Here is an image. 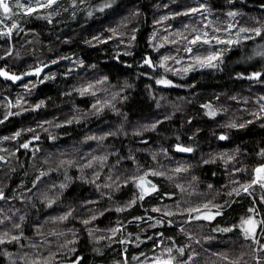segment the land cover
<instances>
[{
  "label": "trees",
  "instance_id": "16d2710c",
  "mask_svg": "<svg viewBox=\"0 0 264 264\" xmlns=\"http://www.w3.org/2000/svg\"><path fill=\"white\" fill-rule=\"evenodd\" d=\"M16 1L0 13V31L18 25L0 37V70L22 77L0 76V234L20 239L0 245V264H153L169 248L177 264H264L241 231L242 219L264 220V188L240 187L264 164V59L246 58L264 34L188 43L264 25V0H108L103 11L106 0H57L32 15ZM211 52L217 67L196 61ZM152 172L163 175L145 176L156 191L140 200L134 178Z\"/></svg>",
  "mask_w": 264,
  "mask_h": 264
},
{
  "label": "snow or ice",
  "instance_id": "6c2138e0",
  "mask_svg": "<svg viewBox=\"0 0 264 264\" xmlns=\"http://www.w3.org/2000/svg\"><path fill=\"white\" fill-rule=\"evenodd\" d=\"M57 4V0H34V3L31 4L28 7H24L23 4H19L18 0H17V7L23 8L24 9V13L26 15H32L33 13H35L36 11L43 9V8H51L53 5ZM106 7H111V3L108 2V0H106V2L101 6V8L99 9L100 11H103L104 8ZM203 10V6H201V8H191L188 9L186 12L183 13H177V15H191V14H195L197 12H201ZM0 11H2L4 18H8L9 14L12 12V7L10 5V3L8 2V0H0ZM89 15H91V13H89ZM228 15L230 17H235L237 15L236 12H229ZM50 22V21H49ZM205 27H207V25H205ZM229 30H231L232 26L229 25ZM18 25L16 23H12L11 26L9 28H7L6 31H0V37H11L12 32L14 29H17ZM22 30V29H21ZM114 31V30H113ZM193 31L195 32L196 29H193ZM214 31H219V29H214ZM242 33H247L248 35L241 37ZM254 34V35H253ZM262 34H264V25H261L259 27H253V28H248V27H240L238 29V31L236 32V38L235 39H220L217 36H209L208 32H204L203 35H196L194 36L191 40L188 41V43L190 45H196L197 43H202L205 45H211L213 41H215L218 44H225V45H231V44H238L241 40V38L243 39H255V37H259ZM177 35H180L179 33ZM96 39H99V37H97ZM132 39H135V36L132 37ZM186 51L191 52L192 49L191 48H186ZM11 54V53H9ZM261 55H264V53H258ZM169 59L168 57H164V60ZM196 61L201 65V66H206V67H217V64L215 63V61L220 59V53L219 52H211L206 56L200 57L197 56L195 57ZM144 64L148 65L149 67L153 66V61L151 59H145L144 60ZM160 67H164V64H161ZM42 69H36L35 73L29 72L26 73V75H31V74H36L39 75V72ZM189 69L185 68L184 71H188ZM0 76L4 77L5 79H9L12 81H16L21 79L22 77L17 76L15 74H9L8 72L4 71V70H0ZM261 77V73H253L251 76L248 77V79H256L259 80ZM157 83L159 84H164V85H171V81L167 80V79H162V80H158ZM89 88L92 87L91 85L88 86ZM88 89L84 88L81 90L82 93L87 92ZM262 100H264V97H261ZM21 104L20 100L16 101L15 105H12L10 103V106L12 107H19ZM40 105H36V108H39ZM205 107H210L208 105H205ZM261 111H264V105L261 106ZM13 113H8V115H12ZM15 114H19V113H15ZM210 116H214L215 112L214 111H209L208 113ZM7 118V117H5ZM3 121H0V123H2ZM249 123H251V121H249ZM245 125L244 124H240V125H236L235 123H230L227 125V127L230 128H236V127H240L243 128ZM153 128H155V125H152ZM17 136L20 135V133H16ZM38 139V137H37ZM101 139H103V137H101ZM220 140H225L227 139V135H220L219 136ZM23 148H28L29 145L28 143H24L22 145ZM177 151H181V152H191L192 148L191 147H178ZM261 156H264V152L260 153ZM0 159H2V157H0ZM177 172L182 171L181 168H177L176 169ZM163 175V173H159V172H152V173H145V175L139 176V177H135L134 181H135V186L140 190V194H139V199L143 200L144 197L146 195H149L152 192L156 191V186L154 184L151 183V181H147L145 179V176L147 175ZM148 185V186H146ZM254 185H259L261 188H264V164H261L260 166L256 167L255 169H253V178L251 180L250 183L247 184H242L240 185L241 188H243V190L245 192H248V190L250 188H252ZM237 194H239V189L236 190ZM229 195H231V193H229ZM0 199H4V195L3 192L0 191ZM132 203H135L134 201ZM204 208H208V205L205 204L203 205ZM119 211V209H118ZM152 211L154 212H159L160 209L158 208H154ZM200 208H190L188 209V212L191 214L192 212H199ZM255 209H249V212H254ZM165 215H172V213L170 212H166L164 213ZM221 212L219 210H217L214 214L209 213L206 214L204 216H196L195 219L199 220V219H206V220H211L214 219L215 216L220 215ZM61 219H66V217H61ZM92 219H95V217H93ZM151 219V218H150ZM0 223H3V221H0ZM85 224H88L89 221L85 220L84 221ZM14 227L19 228L20 225H14ZM260 229L261 233H264V220L261 221H256L253 217L249 216L246 219H242L241 221V231L243 232L244 236L246 239L251 238L253 243L259 245V249L260 251H264V244H261L259 240L256 239L257 236V229ZM120 229L116 228V229H112L113 233L119 231ZM231 229H223L222 231H230ZM9 238V239H6ZM20 239L19 236L17 235H11L9 234L8 231H4L2 234H0V245H3L7 242H12V241H18ZM124 241H121V243H123ZM172 249H168V256L167 258H160L157 257L154 261V264H177L176 262V257L171 255ZM177 252H179L181 255L184 252L183 248H179L177 249ZM221 259H227L226 256H222ZM242 259V256H241ZM229 264H240V259H236V260H232L229 262ZM259 264V262H258Z\"/></svg>",
  "mask_w": 264,
  "mask_h": 264
},
{
  "label": "rangeland",
  "instance_id": "374dc122",
  "mask_svg": "<svg viewBox=\"0 0 264 264\" xmlns=\"http://www.w3.org/2000/svg\"><path fill=\"white\" fill-rule=\"evenodd\" d=\"M10 1L11 0H8V2L10 3ZM17 2V1H16ZM27 2H29L28 3V5H26V4H24V2H21L20 4H23L24 5V7L26 8V7H28V6H30L31 4H33V3H31V1L30 0H27ZM17 4V3H16ZM98 9V8H97ZM18 11H21V12H24V9L23 8H20V7H18ZM0 13H1V15L3 16V13H2V11H0ZM4 17V16H3ZM11 17V13L9 14V17L8 18H6V19H9ZM225 25H226V23H225ZM216 26H217V23H216ZM223 27V25L222 26H220V27H218L217 26V28L219 29V28H222ZM219 32V31H218ZM118 37H119V35H118ZM249 48L250 49H248V52L246 53V58L247 57H251V59H255V58H259V59H261V60H263L264 59V55H261V54H258V53H264V38L260 41V42H258V43H254L253 45H251V46H249ZM145 65V64H144ZM146 66V65H145ZM147 67V66H146ZM148 68V67H147ZM156 71V70H155ZM1 78L2 79H5L4 77H2L1 76ZM6 80H9V79H6ZM12 81V80H11ZM14 82V81H13ZM146 186H148V185H146ZM210 212H203V213H200V214H198L197 216H204V215H206V214H209ZM213 214V213H212ZM254 218V217H253ZM255 219V218H254ZM203 220H206V219H203ZM212 220V219H211ZM256 220V219H255ZM156 259V258H155ZM154 259V260H155ZM145 264H148V262L147 263H145ZM154 264V263H153Z\"/></svg>",
  "mask_w": 264,
  "mask_h": 264
},
{
  "label": "water",
  "instance_id": "95a60500",
  "mask_svg": "<svg viewBox=\"0 0 264 264\" xmlns=\"http://www.w3.org/2000/svg\"><path fill=\"white\" fill-rule=\"evenodd\" d=\"M146 58L149 59V56H146L145 59H146ZM145 65H146V64H145ZM146 66H147L148 69H150L152 72H155V68H154V66H152V67H149L148 65H146ZM178 147H181V146H176V147H175V152H176V153H178V154H180V155H188V154H189V152H181V151H177V148H178Z\"/></svg>",
  "mask_w": 264,
  "mask_h": 264
},
{
  "label": "bare ground",
  "instance_id": "6f19581e",
  "mask_svg": "<svg viewBox=\"0 0 264 264\" xmlns=\"http://www.w3.org/2000/svg\"><path fill=\"white\" fill-rule=\"evenodd\" d=\"M153 65H154V64H153ZM151 72H152V71H151ZM61 158H62V157H61ZM211 199H212V198H211ZM211 199H210V200H211Z\"/></svg>",
  "mask_w": 264,
  "mask_h": 264
}]
</instances>
